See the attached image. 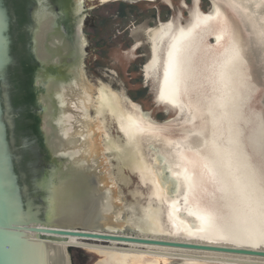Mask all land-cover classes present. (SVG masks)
Here are the masks:
<instances>
[{"label":"water","instance_id":"1","mask_svg":"<svg viewBox=\"0 0 264 264\" xmlns=\"http://www.w3.org/2000/svg\"><path fill=\"white\" fill-rule=\"evenodd\" d=\"M58 1L0 0V264L264 261V0Z\"/></svg>","mask_w":264,"mask_h":264},{"label":"bare ground","instance_id":"2","mask_svg":"<svg viewBox=\"0 0 264 264\" xmlns=\"http://www.w3.org/2000/svg\"><path fill=\"white\" fill-rule=\"evenodd\" d=\"M62 245L64 246H73V247H79V248H91V249H97V250H109V251H122V252H127V253H137V252H143V253H149V252H157L159 254H171V255H177L179 256L178 258H175V257H170V256H157V257H169V258H174V259H185V260H191V261H202V262H208V261H204V260H194L193 256H200V257H205V258H208V259H221V260H233V261H237V262H241V263H244V262H250L249 264H264V261H255V260H249V259H238V258H232V257H220V256H208V255H202V254H190V253H184V252H181V253H177V252H172V251H159V250H152V249H149V250H140V249H129V248H123V247H112V246H108V249L107 248V245H96V244H90V243H79V242H73V241H70V242H63ZM190 257V258H189ZM208 263H211V262H208ZM214 263V262H213Z\"/></svg>","mask_w":264,"mask_h":264},{"label":"flooded vegetation","instance_id":"3","mask_svg":"<svg viewBox=\"0 0 264 264\" xmlns=\"http://www.w3.org/2000/svg\"><path fill=\"white\" fill-rule=\"evenodd\" d=\"M58 1V0H57ZM58 3H59V1H58ZM60 5H61V2H60ZM63 13V12H62ZM82 13V12H81ZM84 14V13H83ZM91 24V21H90V23L89 24H87V25H90ZM61 25L63 26V28H61V32H63V34H64V38L67 40V42H69V43H71L72 45H71V48L73 47V31L71 30V23L69 22V20L68 19H63V20H61ZM81 29L83 30L84 29V27H86L85 26V24H83V22H82V24H81ZM71 40H72V42H71ZM72 50H73V48H72ZM74 53V52H73ZM69 57H67V60H69L70 62L72 61V60H74V54H70V52H69ZM46 70H52L53 71V68H52V66L50 65L49 66V68H47ZM60 70V69H59ZM145 71V70H144ZM144 71H142V72H144ZM109 74H111L110 72H109ZM111 75H113V74H111ZM157 103V102H156ZM158 104V103H157Z\"/></svg>","mask_w":264,"mask_h":264},{"label":"rangeland","instance_id":"4","mask_svg":"<svg viewBox=\"0 0 264 264\" xmlns=\"http://www.w3.org/2000/svg\"><path fill=\"white\" fill-rule=\"evenodd\" d=\"M152 250H154V249H152ZM159 251H161V250H159ZM178 253V252H177Z\"/></svg>","mask_w":264,"mask_h":264}]
</instances>
